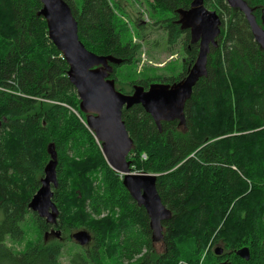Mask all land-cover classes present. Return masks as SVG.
I'll return each mask as SVG.
<instances>
[{
  "label": "trees",
  "instance_id": "obj_1",
  "mask_svg": "<svg viewBox=\"0 0 264 264\" xmlns=\"http://www.w3.org/2000/svg\"><path fill=\"white\" fill-rule=\"evenodd\" d=\"M65 1L85 47L122 59L110 75L116 89L147 87V78L117 80L116 67L135 64L140 50L118 15L119 3L82 0L77 7ZM191 1L145 0L167 44L184 34L183 70L166 78L168 83L183 78L197 54V43L177 23L176 9ZM203 1L219 14L221 31L210 48L207 75L186 102L185 126L161 121L159 129L140 104L122 109L134 144L127 156L131 171L156 174L157 191L172 210L162 222V251L153 255L145 209L96 143L67 77L68 65L37 14L40 1L0 0V264H62L60 239L42 238L22 251L7 243L22 241L25 221L43 235L52 226L27 206L49 159V142L57 152L55 226L61 233L84 228L92 237L75 253L74 264H214L224 257L230 264H264V49L239 9L225 0ZM245 1L260 22L264 0ZM133 24L143 38L147 25L138 19ZM218 243L221 255L211 250ZM242 246L249 248L248 260L235 254ZM135 254L142 255L129 262Z\"/></svg>",
  "mask_w": 264,
  "mask_h": 264
},
{
  "label": "water",
  "instance_id": "obj_2",
  "mask_svg": "<svg viewBox=\"0 0 264 264\" xmlns=\"http://www.w3.org/2000/svg\"><path fill=\"white\" fill-rule=\"evenodd\" d=\"M39 1L41 7L37 14L44 18L48 38L68 65L67 77L78 95L79 109L86 114L87 125L100 142L107 164L122 175V184L130 197L145 209L151 240L158 241L163 236L162 222L170 218L171 210L164 205L157 191L156 174L131 171L127 156L134 144L122 118V109L140 104L159 129L161 121L177 120L179 126H185V105L197 81L207 75L210 48L217 46L221 31L220 16L207 8L203 0H192L188 8H177L180 29L188 30L190 42L198 45L186 75L172 83L153 82L147 88L133 84L131 92L124 93L116 89L115 80L110 77L113 65H119L122 59L111 54H97L85 47L78 36L77 21L65 0ZM225 2L244 14L254 40L264 49V7L258 22L245 0ZM47 153L49 159L44 165L40 185L27 206L46 223L55 226L59 210L52 199L57 187V152L53 142L47 144ZM47 234L60 238L61 230L52 227L44 233L45 238ZM71 237L80 246L87 245L92 239L84 228L72 232ZM213 251L220 255L222 247L217 245ZM235 254L244 260L250 258L247 246L236 249Z\"/></svg>",
  "mask_w": 264,
  "mask_h": 264
},
{
  "label": "rangeland",
  "instance_id": "obj_3",
  "mask_svg": "<svg viewBox=\"0 0 264 264\" xmlns=\"http://www.w3.org/2000/svg\"><path fill=\"white\" fill-rule=\"evenodd\" d=\"M73 2L74 4H76L77 7H80L82 0H73ZM117 2L121 6V9L118 10L122 12V14L118 13V15L122 18L124 22L127 23L132 42L140 43V50L136 58V63L116 67L117 80L119 81V83L128 84L131 82L132 79L138 80L142 78H147L150 81L149 84H151L153 82H165L164 80L166 78L168 79L170 77L178 76L182 72L184 64V34H182L173 45L167 44L166 33L161 29L159 24H153L155 21V17L151 15L145 0H109V3L111 5H115ZM163 15L167 16L168 14ZM225 18L226 17L224 16V19ZM136 19H138L141 23L143 22L145 25H147L146 30L143 34V38L140 36V34L138 35L135 30V25L133 24V22ZM126 88L129 89L128 86H126ZM96 143L100 147V142L96 140ZM102 215L103 214H101L100 216ZM24 227V237L21 242H7L8 246L12 247V249L15 251H22L28 244H33L41 240L42 238H45L44 235L36 229V226L33 225L30 220L25 221ZM74 231L76 230H71L68 233L62 232L60 238H56L60 239L61 243L63 244L62 255L60 258L62 264H74L72 259L75 253H82L83 251L81 249V246L76 243L71 237V233ZM54 238V236L50 235L47 236L45 239L47 241H51ZM217 245H220V243L212 245L211 250L213 251L214 247ZM220 246L222 247L223 252V246ZM155 249V252H151L153 255L157 252L162 251L161 246L158 245L155 246ZM144 252H146L145 248L143 249L142 254ZM142 254H135L130 259H128L129 262L135 263L136 259ZM203 257H205V254L203 255ZM104 261L106 262L105 259ZM217 261H215L216 264ZM107 263L108 261L106 262V264ZM178 264L189 263L180 260Z\"/></svg>",
  "mask_w": 264,
  "mask_h": 264
},
{
  "label": "flooded vegetation",
  "instance_id": "obj_4",
  "mask_svg": "<svg viewBox=\"0 0 264 264\" xmlns=\"http://www.w3.org/2000/svg\"><path fill=\"white\" fill-rule=\"evenodd\" d=\"M111 77V76H110ZM134 172H139V171H134ZM165 205V204H164ZM166 206V205H165ZM167 207V206H166ZM168 208V207H167ZM171 216H172V210H171ZM170 216V217H171ZM148 217V216H147ZM148 222H149V219H148ZM149 225V224H148ZM52 227H54V228H57L56 226H54V225H52V226H50L48 229H47V231L48 230H50ZM46 231V230H45ZM164 232H165V227L163 226V234H164ZM150 239H151V230H150ZM47 236H50V234H47L46 235V237ZM163 244V236L158 240V241H152L151 240V245L155 248V246L156 245H158V246H161ZM86 246V245H85ZM224 250V249H223ZM222 254V253H221ZM220 254V255H221ZM230 263V260H229V258H227V257H224V258H220L218 261H217V264H229Z\"/></svg>",
  "mask_w": 264,
  "mask_h": 264
},
{
  "label": "built area",
  "instance_id": "obj_5",
  "mask_svg": "<svg viewBox=\"0 0 264 264\" xmlns=\"http://www.w3.org/2000/svg\"><path fill=\"white\" fill-rule=\"evenodd\" d=\"M97 140V139H96ZM98 141V140H97Z\"/></svg>",
  "mask_w": 264,
  "mask_h": 264
}]
</instances>
